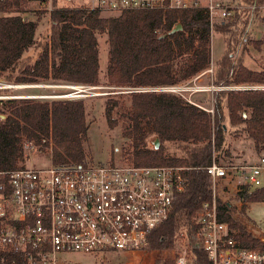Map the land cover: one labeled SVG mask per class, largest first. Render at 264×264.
Returning <instances> with one entry per match:
<instances>
[{
    "label": "trees",
    "instance_id": "16d2710c",
    "mask_svg": "<svg viewBox=\"0 0 264 264\" xmlns=\"http://www.w3.org/2000/svg\"><path fill=\"white\" fill-rule=\"evenodd\" d=\"M239 4L248 7L247 10L236 11L232 17L211 26L205 8L126 10L103 17L97 11L60 8L58 0H54L56 8L49 14L50 27L45 39L35 37L36 22L19 15L23 5L0 4V13L7 15L0 16V78L7 84L50 82L96 86L97 35L106 33L107 86L128 89L175 86L208 68L211 33L216 32L223 37L226 48L215 62L212 85L264 86V70H249L235 52L252 43L248 28L253 13L264 5V0H240ZM253 5L256 8L251 10ZM178 24L181 30L169 35ZM124 95L107 100L104 108L109 128L119 125L122 138L128 141L122 149V158L135 166L184 168L187 180L184 190L175 195L168 219L152 231L143 253L155 254L151 264H173L165 257L166 252L174 248L179 233L184 232L194 264H209L195 240L199 229L196 213L212 197L211 180L203 168L216 161V154H221L231 128L234 135H244L253 142L257 157H264V92L216 91L212 95V113L172 93ZM85 114L81 100H0V117H4L0 118V171L26 167L27 144L38 152H48L53 166L86 164ZM152 136L159 141L157 150L148 146ZM166 144L177 145L179 156L167 157ZM242 188L236 194L237 201L264 203V186L253 190ZM218 203L219 220L238 232L236 238L242 245L264 251V242H258L242 221L233 218L231 204L220 199ZM1 255L16 264H25L14 253Z\"/></svg>",
    "mask_w": 264,
    "mask_h": 264
},
{
    "label": "built area",
    "instance_id": "2783aa9c",
    "mask_svg": "<svg viewBox=\"0 0 264 264\" xmlns=\"http://www.w3.org/2000/svg\"><path fill=\"white\" fill-rule=\"evenodd\" d=\"M74 8L115 16L126 10L205 8L210 25L213 19H228L243 7L229 6L224 0H74ZM19 3L50 14L54 0H0ZM245 7V6H244ZM248 8V7H245ZM244 8V9H245ZM256 6L250 7L251 10ZM259 8H262L261 6ZM205 73L212 75L211 68ZM204 73V74H205ZM90 86L71 85L77 92L64 99L83 97ZM233 89H239L234 86ZM222 90L232 87H206ZM186 88L128 89V92H166L183 96ZM33 148L25 146L26 151ZM211 180V200L204 202L195 216V235L209 264H264V251L245 247L237 231L219 220L218 184L236 175L250 190L264 186V157L252 165L223 166L216 161L203 168ZM184 168L174 166H135L131 164L66 165L47 169L0 171V253L11 252L25 264H61L66 254L98 255L104 252L142 253L147 250L152 231L162 226L172 210L175 195L186 186ZM227 186L219 189L226 191ZM237 191V192H238ZM170 250L173 264H194L186 234L180 232ZM262 243L263 240L259 239ZM0 264H16L5 255Z\"/></svg>",
    "mask_w": 264,
    "mask_h": 264
},
{
    "label": "rangeland",
    "instance_id": "374dc122",
    "mask_svg": "<svg viewBox=\"0 0 264 264\" xmlns=\"http://www.w3.org/2000/svg\"><path fill=\"white\" fill-rule=\"evenodd\" d=\"M79 1V0H78ZM240 0H224V3L231 6H242L239 4ZM60 8H74V0H58ZM201 4L205 5L206 0ZM257 8L251 18L249 25V37L252 40L251 44L246 46L242 51V47L237 48L236 55L242 60L243 65L252 71L264 70V5ZM247 10V8H245ZM244 9V10H245ZM239 11V10H238ZM13 16L15 13H9ZM20 16L26 20L34 21L38 24L36 31V38L45 39L48 35L50 27L49 14L47 12L33 10L31 7L23 5V11L19 13ZM117 15V14H116ZM0 16H7L5 13H0ZM108 17L109 15H102ZM223 19H213V25L218 24ZM98 41V56H99V72L98 84L90 86L86 92H79L78 95H84L78 99L85 105L86 122L88 124L87 140L84 144L86 153V164L91 166L110 165V164H129L122 158V149L127 147L128 141L121 136L119 125L114 129H110L104 115L105 102L113 100L119 96H126L128 88H114L106 84V69L109 58V45L107 34L97 35ZM226 44L223 37L216 33H211L210 38V63L206 70L211 68L212 74L215 62L223 55ZM32 54V52H29ZM201 72L196 77L188 81H183L179 85L186 88L183 96L192 103L198 104L207 110H212L211 103L213 101V93L221 90H209L206 87L212 85V75ZM205 73V74H204ZM204 75L201 80L197 77ZM21 85V86H20ZM22 85H36V86H22ZM16 87L14 89L13 87ZM68 84H53L50 82H39L37 84H7L2 77L0 78V100L3 99H33L41 101L67 100L64 97L67 94L77 92L74 89L68 88ZM218 88L216 86H213ZM232 88L222 90L246 91L252 90L257 92H264V86H236L239 89ZM7 90V91H5ZM78 93V92H77ZM176 95V94H175ZM180 96V95H179ZM250 114V110L246 111ZM248 115H244L245 118ZM3 119L4 117H0ZM232 130V128L230 129ZM226 135L225 144L222 152L215 155V160L223 166H247L254 164L259 157L255 153L254 144L251 140L245 138L244 135H234L232 131ZM156 140L153 136L148 140V146L154 147L153 143ZM177 145L166 144L165 155L167 157L179 156ZM228 153V154H226ZM26 166L34 169H47L51 167V159L48 152H38L36 148H29L26 151ZM244 185V181L237 175L230 181H223L218 184L219 189L227 186L226 191L219 193L222 202H229L231 204L232 216L235 220L242 221L249 234L256 240L262 239L264 242V203H241L237 201L236 194L238 188ZM243 188H241L242 190ZM238 191V192H237ZM177 242V241H176ZM176 245V243H175ZM175 247V246H174ZM165 255V254H164ZM154 253H134L128 254L124 252H104L98 255L86 254H66L60 256L61 264H151ZM165 257L170 258V252L167 251Z\"/></svg>",
    "mask_w": 264,
    "mask_h": 264
},
{
    "label": "water",
    "instance_id": "95a60500",
    "mask_svg": "<svg viewBox=\"0 0 264 264\" xmlns=\"http://www.w3.org/2000/svg\"><path fill=\"white\" fill-rule=\"evenodd\" d=\"M181 30V26L178 24L176 25L170 32H169V35H173L175 34L176 32L180 31ZM3 117V116H2ZM153 146H154V149L157 150L159 148V141L158 139H156L153 143Z\"/></svg>",
    "mask_w": 264,
    "mask_h": 264
},
{
    "label": "crops",
    "instance_id": "0c3cea01",
    "mask_svg": "<svg viewBox=\"0 0 264 264\" xmlns=\"http://www.w3.org/2000/svg\"><path fill=\"white\" fill-rule=\"evenodd\" d=\"M200 1V3L203 1V0H199ZM201 5H203V4H201ZM262 9V8H261ZM264 10V9H263ZM204 75H200L199 77H197V80H201V78L203 77Z\"/></svg>",
    "mask_w": 264,
    "mask_h": 264
},
{
    "label": "bare ground",
    "instance_id": "6f19581e",
    "mask_svg": "<svg viewBox=\"0 0 264 264\" xmlns=\"http://www.w3.org/2000/svg\"><path fill=\"white\" fill-rule=\"evenodd\" d=\"M17 87V86H16ZM16 87L14 86L13 88L16 89Z\"/></svg>",
    "mask_w": 264,
    "mask_h": 264
}]
</instances>
